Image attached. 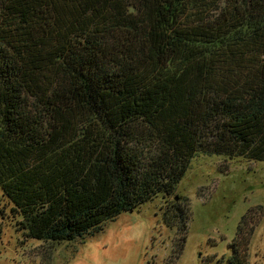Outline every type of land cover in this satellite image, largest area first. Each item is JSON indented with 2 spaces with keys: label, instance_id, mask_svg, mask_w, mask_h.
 Returning <instances> with one entry per match:
<instances>
[{
  "label": "trees",
  "instance_id": "obj_1",
  "mask_svg": "<svg viewBox=\"0 0 264 264\" xmlns=\"http://www.w3.org/2000/svg\"><path fill=\"white\" fill-rule=\"evenodd\" d=\"M198 152L264 161V0H0V232L92 235Z\"/></svg>",
  "mask_w": 264,
  "mask_h": 264
},
{
  "label": "rangeland",
  "instance_id": "obj_2",
  "mask_svg": "<svg viewBox=\"0 0 264 264\" xmlns=\"http://www.w3.org/2000/svg\"><path fill=\"white\" fill-rule=\"evenodd\" d=\"M179 209L190 214L181 249L174 225ZM246 214L245 264H264V161L198 152L172 195L122 211L84 238H26L2 220L0 264H231L232 242Z\"/></svg>",
  "mask_w": 264,
  "mask_h": 264
},
{
  "label": "water",
  "instance_id": "obj_3",
  "mask_svg": "<svg viewBox=\"0 0 264 264\" xmlns=\"http://www.w3.org/2000/svg\"><path fill=\"white\" fill-rule=\"evenodd\" d=\"M175 200H177V197L175 198Z\"/></svg>",
  "mask_w": 264,
  "mask_h": 264
}]
</instances>
